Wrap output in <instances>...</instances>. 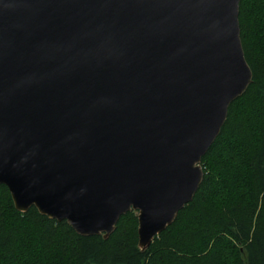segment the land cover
<instances>
[{"label":"water","instance_id":"obj_1","mask_svg":"<svg viewBox=\"0 0 264 264\" xmlns=\"http://www.w3.org/2000/svg\"><path fill=\"white\" fill-rule=\"evenodd\" d=\"M241 0H0V185L79 236L190 204L252 83Z\"/></svg>","mask_w":264,"mask_h":264},{"label":"trees","instance_id":"obj_2","mask_svg":"<svg viewBox=\"0 0 264 264\" xmlns=\"http://www.w3.org/2000/svg\"><path fill=\"white\" fill-rule=\"evenodd\" d=\"M247 91L201 161L193 201L151 245L139 247L136 212L108 237H82L35 207L16 210L0 185V264H264V0H241Z\"/></svg>","mask_w":264,"mask_h":264}]
</instances>
